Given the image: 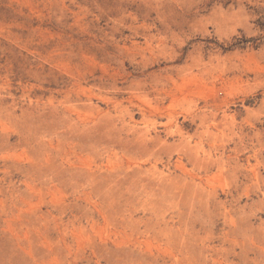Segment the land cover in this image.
Returning <instances> with one entry per match:
<instances>
[{"label":"rangeland","instance_id":"rangeland-1","mask_svg":"<svg viewBox=\"0 0 264 264\" xmlns=\"http://www.w3.org/2000/svg\"><path fill=\"white\" fill-rule=\"evenodd\" d=\"M0 264H264V0H0Z\"/></svg>","mask_w":264,"mask_h":264}]
</instances>
